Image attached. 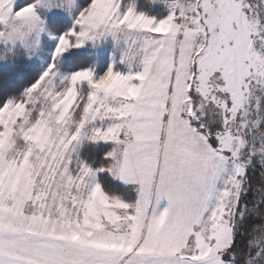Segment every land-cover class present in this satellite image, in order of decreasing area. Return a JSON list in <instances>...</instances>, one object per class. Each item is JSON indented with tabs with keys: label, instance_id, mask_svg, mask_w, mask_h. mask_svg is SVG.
Returning a JSON list of instances; mask_svg holds the SVG:
<instances>
[{
	"label": "snow or ice",
	"instance_id": "1",
	"mask_svg": "<svg viewBox=\"0 0 264 264\" xmlns=\"http://www.w3.org/2000/svg\"><path fill=\"white\" fill-rule=\"evenodd\" d=\"M0 264H264V0H0Z\"/></svg>",
	"mask_w": 264,
	"mask_h": 264
}]
</instances>
